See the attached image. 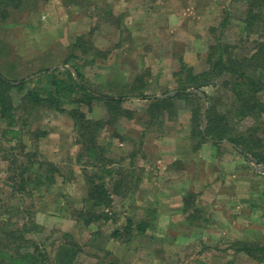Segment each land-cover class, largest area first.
<instances>
[{
	"label": "rangeland",
	"instance_id": "374dc122",
	"mask_svg": "<svg viewBox=\"0 0 264 264\" xmlns=\"http://www.w3.org/2000/svg\"><path fill=\"white\" fill-rule=\"evenodd\" d=\"M109 1L46 0L16 13L12 17L15 23L0 29V67L8 76L30 75V89H39L45 82H38L40 76L36 73L43 68L61 69L69 56L66 48L77 39L100 53L92 50L94 56L90 57L95 59L83 70L85 81L98 90L115 94L125 91L123 107L133 113L132 118L123 117L114 125H104L97 137L101 162L95 161L96 167L104 165L115 171L112 178L103 180L111 194L109 215L115 223L101 221L84 227L75 220L78 209L84 208L87 187L96 172L86 158L77 162L82 147L73 121L66 114L44 108L28 119L19 143L7 142L10 136H2L5 126L0 123V224H33L37 229L26 237L43 244L47 252L63 240L62 233H71L82 248L77 264H203L206 259L216 262L218 254L203 252L202 248L204 241L218 246L221 242L216 235L196 229L177 237L184 226V213L176 207L180 218L175 217L173 203L177 197H168L170 181L179 179L184 170L182 161L195 154L190 153L194 143L189 127L192 102L177 100L175 108L154 122L144 115L148 102L128 96L127 90L133 83L141 88L146 84V95L163 96V92L174 89L172 75L181 60L197 72L203 70L213 39L209 28L219 24L222 9L230 7L231 0H145L144 5L132 8ZM239 9L238 5L232 7L223 38L237 44L242 54H249L255 37L242 32L243 15ZM204 92L211 100H218L220 109L231 103V94L218 86L207 87ZM13 96L18 104L21 94L14 90ZM81 110L87 119H107L101 102L94 101L91 110ZM10 147L13 150L8 151ZM207 155L206 151L204 156ZM232 159H237L239 176L247 184L239 185L242 190L236 186L237 190L229 193V201L221 206L217 196L220 185L227 180L217 168L231 171ZM38 163L48 164H44V169L55 170L53 183L44 180L33 195L16 192L18 169L27 165L29 173L36 172ZM214 163L204 162L200 167L205 173L213 166L216 173L203 174L200 204L207 209L209 221L224 215L234 221L227 229L230 235L220 246L240 241L264 248V171H258L236 152H229ZM158 165L165 170L157 169ZM245 186L249 187L242 188ZM200 189L190 185L184 191L199 193ZM176 190L172 189V195L180 196ZM128 221L132 222V237L127 242L110 238L113 229ZM140 222L146 225L142 234L136 228ZM232 259L238 264H260L244 253H236Z\"/></svg>",
	"mask_w": 264,
	"mask_h": 264
},
{
	"label": "trees",
	"instance_id": "16d2710c",
	"mask_svg": "<svg viewBox=\"0 0 264 264\" xmlns=\"http://www.w3.org/2000/svg\"><path fill=\"white\" fill-rule=\"evenodd\" d=\"M39 1L46 0H0V29L14 24L12 17L16 13L30 9L31 5L35 7ZM235 5L240 7L243 15L242 32L255 37L252 42L253 51L249 54H242L237 44L229 43L223 38L232 15L230 11ZM222 13L219 24L209 28L213 39L207 48L203 70L197 72L181 60L178 71L172 75L175 87L163 92L164 97L148 96L145 94L146 84L141 88L142 85L137 86L134 83L127 90L128 96L148 102L144 115L154 122L175 108L177 100L192 102L190 138L194 141L193 151H197L205 142L217 147L226 142L250 164L264 167V0H231L230 7H224ZM76 41L66 48L69 56L62 62L61 69L57 66L43 68L36 73L40 76L37 78L38 82H45L39 89H30V75L8 76L0 67V123L5 126L1 131L2 136H10L7 142L19 143L23 128L28 125V119L36 111L51 109L66 114L73 121L76 136L79 138L77 142L82 147L77 162L86 158L91 168L99 174L98 178L96 174L91 176L84 208L78 209L75 217L78 223L88 227L101 221L110 220L115 223L109 215L111 194L103 181L105 178H112L115 171L104 165L100 168L95 165L96 162H101L97 151L98 134L104 125H114L123 117L132 118L133 113L123 107L127 96L122 92L125 91L120 94L110 90L102 91L85 81L83 70L95 59L93 51L98 52L80 39ZM91 55L93 56L90 57ZM217 86L231 94L230 105H224L225 108L222 109L217 105L218 100H211L204 92L207 87ZM14 90L21 94L18 104L14 102ZM197 92L204 95L206 101L203 132L201 118L204 105ZM170 93L172 95H167ZM94 101L101 102L105 107L106 120L87 119L81 110L82 107L91 110ZM11 150L13 147L8 151ZM44 164L38 163L36 172L32 173H29L30 167L27 165L21 166L17 171L19 181H15L16 192L26 191L28 195H33L34 190H38L44 180L52 184L55 170L44 169ZM183 202L188 225L201 227L196 225V221L201 219L196 195L187 194ZM131 225L132 222L128 221L126 225L113 229L110 238L127 242L132 237ZM34 228L37 229L33 224H22L20 227H14L8 222L0 224V264H77V256L82 248L71 233H62L63 240L47 252L43 249V244L26 237ZM136 228L142 234L146 225L140 222ZM232 249L259 263L264 262V254L261 255L264 248L254 243L237 242L232 245Z\"/></svg>",
	"mask_w": 264,
	"mask_h": 264
},
{
	"label": "crops",
	"instance_id": "0c3cea01",
	"mask_svg": "<svg viewBox=\"0 0 264 264\" xmlns=\"http://www.w3.org/2000/svg\"><path fill=\"white\" fill-rule=\"evenodd\" d=\"M145 0H111V2L109 1L110 4L113 5H119V6H125V8H132L134 5L135 6H142L145 4V2H143ZM153 9H157V7H154ZM167 95H172V93L167 94ZM165 96V95H163ZM190 127V126H189ZM193 146V145H192ZM178 148V147H177ZM186 145L183 146V149H186ZM228 148V149H227ZM208 153L207 156H204L205 153ZM195 153L194 156L189 157L187 160H183L182 163V168L184 169L179 177V179L174 178V180L170 181V185H169V198H171L173 200V198L177 199L175 200V203L173 202H169L168 204H172L175 206L173 208V215L175 214V217L180 218L178 216V213L176 211V207L179 208V210L183 211L184 210V198L187 194L189 193H193L196 195V204L199 207V209L201 210L200 216L201 219L196 221V225H201V227H196V226H190L188 225L185 217V214H182L184 217V226L183 228L179 229L180 231L178 232L177 236L178 238L182 237V235H187V234H191L194 231L197 230H202L204 231V233H207V235L211 236V235H216L217 241L221 242L218 244V246H209L207 244L206 241H204L205 247L203 246V252H209V251H213L216 252L218 254L217 256V260L216 262H211L209 260H203V264H238L237 261L233 260V256H236V252L232 249V245H234L237 242L240 241H230V243L228 245L225 246H220L222 245V243L224 242V240H226V236L230 235L229 232H227V229L231 228V224H234L233 219H228L226 218V215H224V218H219V219H212L209 221L208 217H207V209H204L203 207V178L204 176H213L215 175V170H213V166L215 165V161L218 158H223L226 157L227 155H229V152L235 153V151L226 143H222V145H220L219 147L217 146H213L210 142H205L203 144H201L200 148L197 151H193L192 147L190 150V153ZM197 152V153H196ZM227 153V154H226ZM193 155V154H192ZM236 160V161H235ZM233 160L232 159V170L227 171L225 169L222 168H217L218 171H220L219 174H222L221 172H223V176L224 178L227 180L225 184H221V191L219 192L218 196H217V203H219L221 206L225 205V201H229V193H233L234 190L237 188L241 187L239 186L240 184H247L246 180L244 178H240L239 173H240V166H238V161L237 159ZM204 162H207L208 164L210 163L213 166H210V170H207L205 173H203V170L200 169V167L203 165ZM157 164H161L160 161H156ZM188 166H190L189 170ZM218 166V165H216ZM196 167V168H195ZM160 168V170H165V167L162 165H158L157 169ZM225 168V167H223ZM186 169V170H185ZM244 173V172H243ZM159 174H161V172L159 171ZM174 174H176V172H174ZM204 174V176H203ZM242 179V180H241ZM192 185V188L194 187L195 189H200L199 193L196 191H184L185 188H187L188 186ZM177 188L176 193L179 192L180 196H176V195H172V189ZM249 187V186H247ZM242 187V188H247ZM237 190V189H236ZM242 190V189H241ZM200 194V195H199ZM234 195V194H233ZM202 199L200 204V200ZM207 203H210L209 201H205ZM171 205V206H173ZM204 211V213H203ZM170 212V211H169ZM184 213V212H183ZM181 220V219H180ZM203 220V223H201ZM210 222L214 223V224H210ZM231 223V224H230ZM175 227V226H173ZM197 229V230H196ZM236 234V233H234ZM186 239V237H185ZM238 256V255H237ZM250 261L247 263L249 264ZM262 264V263H260Z\"/></svg>",
	"mask_w": 264,
	"mask_h": 264
},
{
	"label": "water",
	"instance_id": "95a60500",
	"mask_svg": "<svg viewBox=\"0 0 264 264\" xmlns=\"http://www.w3.org/2000/svg\"><path fill=\"white\" fill-rule=\"evenodd\" d=\"M197 95L202 99V102H203V105H204V107H203V109H202V118H201V120H202V127H201V131L203 132L204 131V128H205V103H206V101H205V98H204V95H202L201 93H199V92H197ZM167 96V95H166ZM157 97H159V98H161V97H164V96H157ZM223 143H226V142H223ZM253 165V164H252ZM256 167H258V171H264V167L263 166H256ZM260 169V170H259Z\"/></svg>",
	"mask_w": 264,
	"mask_h": 264
}]
</instances>
